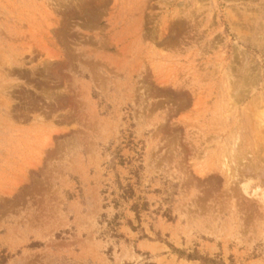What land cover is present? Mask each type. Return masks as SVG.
Here are the masks:
<instances>
[{"label":"rangeland","instance_id":"obj_1","mask_svg":"<svg viewBox=\"0 0 264 264\" xmlns=\"http://www.w3.org/2000/svg\"><path fill=\"white\" fill-rule=\"evenodd\" d=\"M0 264H264V0H0Z\"/></svg>","mask_w":264,"mask_h":264}]
</instances>
